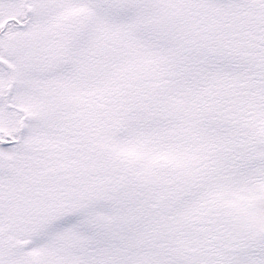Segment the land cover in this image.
I'll list each match as a JSON object with an SVG mask.
<instances>
[{
  "label": "snow or ice",
  "instance_id": "snow-or-ice-1",
  "mask_svg": "<svg viewBox=\"0 0 264 264\" xmlns=\"http://www.w3.org/2000/svg\"><path fill=\"white\" fill-rule=\"evenodd\" d=\"M0 264H264V0H0Z\"/></svg>",
  "mask_w": 264,
  "mask_h": 264
}]
</instances>
